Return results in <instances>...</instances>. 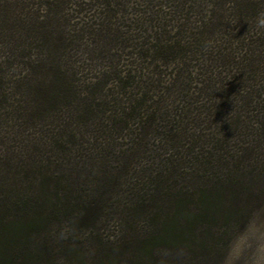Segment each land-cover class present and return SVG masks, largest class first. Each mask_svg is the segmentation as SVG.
Listing matches in <instances>:
<instances>
[{
    "label": "trees",
    "instance_id": "obj_1",
    "mask_svg": "<svg viewBox=\"0 0 264 264\" xmlns=\"http://www.w3.org/2000/svg\"><path fill=\"white\" fill-rule=\"evenodd\" d=\"M261 12L0 0V264H133L264 203Z\"/></svg>",
    "mask_w": 264,
    "mask_h": 264
},
{
    "label": "rangeland",
    "instance_id": "obj_2",
    "mask_svg": "<svg viewBox=\"0 0 264 264\" xmlns=\"http://www.w3.org/2000/svg\"><path fill=\"white\" fill-rule=\"evenodd\" d=\"M238 202L239 206L243 204ZM220 220L223 223L229 221L233 226L203 230L202 238H198L194 242L156 243L154 245L155 255H151L149 247L140 248L135 252V255L138 256L133 260V264H224L226 252L231 248L236 238L243 236L253 222L258 226L264 225V203L261 205L254 203L249 210H244L237 215L225 214ZM258 246L259 243L250 238L248 246L241 250L240 256L234 264H252ZM178 248L186 251L184 257L175 253ZM63 255H59L58 264H81L79 259L69 260Z\"/></svg>",
    "mask_w": 264,
    "mask_h": 264
},
{
    "label": "clouds",
    "instance_id": "obj_3",
    "mask_svg": "<svg viewBox=\"0 0 264 264\" xmlns=\"http://www.w3.org/2000/svg\"><path fill=\"white\" fill-rule=\"evenodd\" d=\"M258 26L264 27V12L259 14ZM255 239L259 246L256 249L252 259V264H264V225L258 226L253 222L248 231L233 241L231 248L226 252L224 264H234L239 258L241 250L248 246V240Z\"/></svg>",
    "mask_w": 264,
    "mask_h": 264
}]
</instances>
